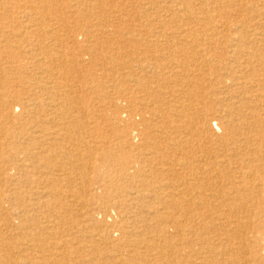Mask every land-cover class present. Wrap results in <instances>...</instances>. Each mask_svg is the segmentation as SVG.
<instances>
[{
  "label": "bare ground",
  "instance_id": "1",
  "mask_svg": "<svg viewBox=\"0 0 264 264\" xmlns=\"http://www.w3.org/2000/svg\"><path fill=\"white\" fill-rule=\"evenodd\" d=\"M113 1L0 0V264H264V0Z\"/></svg>",
  "mask_w": 264,
  "mask_h": 264
},
{
  "label": "rangeland",
  "instance_id": "2",
  "mask_svg": "<svg viewBox=\"0 0 264 264\" xmlns=\"http://www.w3.org/2000/svg\"><path fill=\"white\" fill-rule=\"evenodd\" d=\"M130 1H129V4H130ZM113 2H115L114 4H116V3L118 4L121 2V3L128 5V0H115ZM256 5L258 8H260L259 2H257ZM117 9H118V7H117ZM242 15H243L242 18H244V20L250 21V24L253 23V21L250 20L252 18L251 14L243 12ZM94 23H95V20H94ZM129 24L131 25V27L133 26L132 28L135 30V32H134L135 36L133 37V40L140 41L142 39H147V38L151 39L148 32L146 35L144 30L136 28L138 25L144 24L143 20H140V22L137 20H134L133 22L128 23V25ZM136 30H138V31H136ZM148 30H150V29H148ZM76 40H77V42L81 48L85 47L87 38H86L84 32H77L76 33ZM69 46L70 45H68V47ZM113 47H115V46L113 45L112 48ZM73 53H75V52L73 51ZM86 62H87V58H86ZM71 66H73V65L72 64L68 65V68H66L67 69L66 71L68 73L65 72L66 74L64 76H66V79L63 82L66 83L67 86H69L71 88V90H75L76 94H78L80 97L82 96V98L85 95H88V96L90 95L92 98V103L90 104V105H92L91 108H93V106H94V107H98L99 110L106 109L107 106L105 105L104 102H102V99L107 95L114 97L115 96V94H114L115 90H123L124 89L123 87L120 86V79L122 78V76L125 72L121 71V70H114L110 67L109 64H106L105 69H102L99 67L94 68L93 66L89 67L87 69H83V68L81 69V68L77 67L76 68L77 72L71 70L70 69ZM64 90H68V89L66 88ZM108 111H109V109H106L105 112H108ZM95 114H96V112H95ZM109 174L114 179H116V180L119 179L118 174L114 170L109 172ZM91 178H93L94 181L99 182L97 179H95L94 175ZM118 182H119L118 184L122 183L121 180H119ZM111 188L115 189L116 187H115V185H111L110 188L108 189L107 193L108 192L113 193L112 190H110ZM249 217H250L252 222H256V220L254 218L255 214L251 213V214H249ZM244 221H246V220L244 219ZM249 232L250 231L247 228V231H246L247 235L246 236L247 237L249 236L251 238L252 234ZM209 235L212 236L213 234H209ZM194 248H197V247H194Z\"/></svg>",
  "mask_w": 264,
  "mask_h": 264
}]
</instances>
